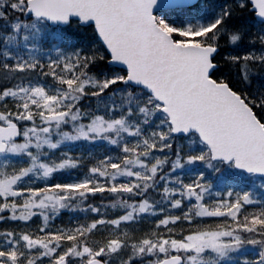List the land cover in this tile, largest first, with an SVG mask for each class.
<instances>
[{
    "label": "snow or ice",
    "instance_id": "6c2138e0",
    "mask_svg": "<svg viewBox=\"0 0 264 264\" xmlns=\"http://www.w3.org/2000/svg\"><path fill=\"white\" fill-rule=\"evenodd\" d=\"M0 264H264V0H0Z\"/></svg>",
    "mask_w": 264,
    "mask_h": 264
}]
</instances>
